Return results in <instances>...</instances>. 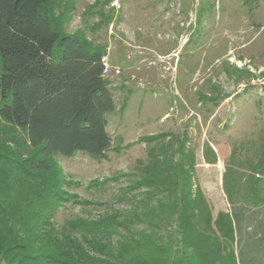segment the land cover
I'll return each mask as SVG.
<instances>
[{
  "label": "rangeland",
  "instance_id": "374dc122",
  "mask_svg": "<svg viewBox=\"0 0 264 264\" xmlns=\"http://www.w3.org/2000/svg\"><path fill=\"white\" fill-rule=\"evenodd\" d=\"M50 9L59 32L79 35L119 71L105 76L115 102L107 115L111 149L100 158H53L71 196L54 231L74 219L128 217L153 191L139 186L152 178L148 169L187 160L194 190L214 216L243 214L240 264H264V0H50ZM38 157L25 131L0 117V185L9 196L29 197L12 207L32 196L31 207L41 206L32 177ZM55 238L97 260L105 255L87 241L120 239Z\"/></svg>",
  "mask_w": 264,
  "mask_h": 264
},
{
  "label": "trees",
  "instance_id": "16d2710c",
  "mask_svg": "<svg viewBox=\"0 0 264 264\" xmlns=\"http://www.w3.org/2000/svg\"><path fill=\"white\" fill-rule=\"evenodd\" d=\"M105 53L76 34L57 30L50 0H0V117L25 131L39 150V209L33 196H9L0 185V258L5 264H240L241 212L214 216L205 195L194 190L187 160L173 168L148 169L152 178L128 217L72 220L65 233L107 237L114 244L88 242L105 259L77 255L55 238L58 209L71 202L54 156L81 152L102 157L112 147L107 115L115 110L104 71ZM182 154V153H181ZM192 165V164H190ZM193 167V165H192ZM172 171V172H171ZM178 171V173L176 172ZM174 175V176H173ZM38 189V188H36ZM35 193V190L32 194ZM230 198V194L226 189ZM137 226V227H135ZM55 230V231H54ZM67 240L72 243L70 236ZM77 246H82L78 243ZM83 248V247H80ZM97 250V249H96Z\"/></svg>",
  "mask_w": 264,
  "mask_h": 264
},
{
  "label": "built area",
  "instance_id": "2783aa9c",
  "mask_svg": "<svg viewBox=\"0 0 264 264\" xmlns=\"http://www.w3.org/2000/svg\"><path fill=\"white\" fill-rule=\"evenodd\" d=\"M114 72V74H116V75H118L119 74V71H118V69H112L108 64H106V62L104 61V71H103V74H104V76H106V75H108V74H110L111 72Z\"/></svg>",
  "mask_w": 264,
  "mask_h": 264
}]
</instances>
